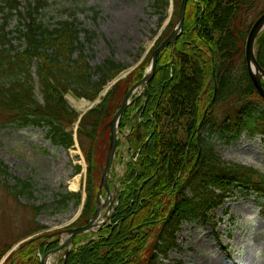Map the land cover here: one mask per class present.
<instances>
[{
    "label": "trees",
    "instance_id": "trees-1",
    "mask_svg": "<svg viewBox=\"0 0 264 264\" xmlns=\"http://www.w3.org/2000/svg\"><path fill=\"white\" fill-rule=\"evenodd\" d=\"M149 1L153 15H160L161 20L173 3L174 19L146 60L119 80L78 124L89 180L77 227L85 225L95 212L99 154L105 142L102 130L116 116L128 90L144 77L152 53L177 26L182 0ZM188 2L185 26L175 47L158 55L157 70L146 93L132 100L121 119V130L128 123L135 125L130 145L139 158L125 166L112 224L76 238L77 248L69 252L64 264H159V256L168 255L175 246L171 232L177 218L217 208L232 186L264 198V174L225 164L214 155L212 144L203 149L201 142L203 125L210 120L216 127L210 134L223 130L221 138L233 139L246 131L264 132V101L252 83L244 53L249 30L264 12V0ZM47 6L45 0H26L25 4L22 0H0V123L43 127L55 145L71 149L80 115L68 105L66 94L73 90L79 99L94 102L128 67L107 59L92 69L80 39L82 30L75 21H62L49 29L39 20ZM15 16L23 20L17 27L24 42L22 49L12 43L8 29ZM257 42L258 62L264 69V32ZM78 51L81 54L75 59ZM33 66L37 82L30 72ZM256 102L263 108H252ZM217 109L222 112L215 115ZM138 118L141 121L136 123ZM81 170L76 166V172ZM7 173L0 161V179ZM14 182L10 189L14 201L34 199L31 182L18 178ZM58 197L56 202L63 208L57 207L54 214L63 212L70 200L77 205L82 202L81 192ZM49 207L34 206L23 239L45 230L37 219ZM45 239L40 235L29 240L5 264H40L37 253L43 256L56 247L43 244ZM12 248L6 245L1 250L0 261Z\"/></svg>",
    "mask_w": 264,
    "mask_h": 264
},
{
    "label": "rangeland",
    "instance_id": "rangeland-1",
    "mask_svg": "<svg viewBox=\"0 0 264 264\" xmlns=\"http://www.w3.org/2000/svg\"><path fill=\"white\" fill-rule=\"evenodd\" d=\"M45 1L49 2V6L39 20L49 29L56 28L62 21H75L77 28L82 30L80 39L92 69L107 59L124 64L127 69L142 64L174 19L172 8L166 11L163 20L160 15H153L149 0ZM22 2L25 4L26 0ZM9 21L12 43L22 49L24 42L19 38L17 27L23 24V20L15 16ZM80 54L78 51L74 58L77 59ZM35 71L33 66L30 72L37 82ZM94 79L97 80V77ZM36 94L42 99L38 91ZM65 99L78 114L89 108L88 104L80 108L83 102L93 104L85 98L79 99L73 90L66 94ZM251 107L263 108L257 102ZM221 112L217 109L214 114ZM212 124L210 120L201 130L203 149L210 143L214 155L225 164L251 168L264 174V132L246 131L233 139L228 136L221 138L223 130L210 134L212 129L216 130ZM108 132L104 134L105 142L99 154V181L110 147L109 141V147L106 146L110 137ZM122 151L121 156L126 158V149ZM0 161L8 172L0 179V252L6 245L14 247L25 240L22 237L30 228L34 206H51L42 210L37 219V223L45 227L40 233L65 231L68 225L76 222L78 211L85 202V188L89 180L88 162L79 140H76L74 148L66 149L55 145L48 136V130L43 127L0 123ZM117 165L118 162L113 170L119 189L118 179L124 170ZM76 166H81L82 170L76 172ZM14 178L33 184L34 199L14 201L10 196ZM76 183V193H83L81 205L70 200L63 212L54 214L57 207L63 208L56 202L58 195L75 192L71 186ZM237 186L229 188L227 198L217 208L198 213L195 217L177 218L171 232L175 246L169 249L168 255L159 256V264H264V198ZM63 238L68 239V234L63 233ZM61 258V254L52 257L51 264H61Z\"/></svg>",
    "mask_w": 264,
    "mask_h": 264
},
{
    "label": "water",
    "instance_id": "water-1",
    "mask_svg": "<svg viewBox=\"0 0 264 264\" xmlns=\"http://www.w3.org/2000/svg\"><path fill=\"white\" fill-rule=\"evenodd\" d=\"M189 0H182V5L180 8V15L177 21L176 28L171 32L170 36L160 45L158 48L153 52L151 56V64L148 68L147 73L145 76L136 83L135 86H133L129 92L126 94L125 99L123 100V104L121 105V108L116 112V116L113 120H111L109 123H107L106 127L103 129V132H106V130L110 129V148L107 154V162H106V169L102 176V182L99 186V195L98 199L100 198L103 188L107 191V199H109V196L111 195V189H110V182H109V174L111 173L112 165L114 164L115 160V154L117 151V129L119 127V122L121 121L123 115L125 114V111L127 110L128 106L131 104L130 100L131 98L136 94L137 90L140 88H143L145 90L147 88V85L150 83L152 78L154 77L156 70H157V63H158V55L166 50L168 47L172 46L174 48L178 38L180 37V34L182 33L184 29V21L186 17V10L188 6ZM249 35L246 40V47H245V62L248 66L249 75L251 76L252 83L255 85L259 95L262 97L264 101V85L262 83L264 82V69L259 64L258 58H257V40L263 34L264 32V12L262 15H260L255 22L253 23L251 29L249 30ZM134 68L130 69L129 71L125 72V74L120 75L119 77L115 78V80L107 87V89L104 91V95L108 93L107 91L115 86L119 80L125 78L128 74H130ZM146 91V90H145ZM89 105V109L94 108L96 104H98V100H95L93 104L87 103ZM86 112V111H85ZM84 112V113H85ZM83 113V115H84ZM99 203H101L99 201ZM109 201H106L105 204H101L99 208L96 210V213L94 216L89 219L88 223L85 226L78 227V228H69L66 231H57V233L50 234L49 236H57V239L53 241V243L60 242L58 248L51 250L47 252L46 255L43 256V258L40 260L41 264H47L48 260L52 257L56 256L58 253L63 252V255L65 256V260L72 250H74L77 246L75 244V239L79 237L80 235L89 233V231H94V229H100L105 224V221L100 220L99 218L101 216V210L107 207L109 204ZM113 201L110 203L109 210L112 209ZM108 214L104 215L103 219H107ZM99 221V222H98ZM63 233L68 234V239H63ZM32 238L25 239L24 241L18 243L15 245V248H13L6 256H4L3 261L0 264H4L5 261L8 259V257L11 256L12 253H14L18 249L24 248L23 246L27 241H29Z\"/></svg>",
    "mask_w": 264,
    "mask_h": 264
},
{
    "label": "flooded vegetation",
    "instance_id": "flooded-vegetation-1",
    "mask_svg": "<svg viewBox=\"0 0 264 264\" xmlns=\"http://www.w3.org/2000/svg\"><path fill=\"white\" fill-rule=\"evenodd\" d=\"M101 181H102V178H101ZM101 181H100V183H101ZM110 189H111V195L109 196V199H107V196L108 195H107L106 189L103 188V191H102V198H103V200L109 201L108 204H110L112 201H113V203L117 202V200L119 198V195H120V190L119 189L118 190L116 189L115 178L110 179ZM97 207H98V201L96 200L95 209H97ZM52 240H54V239H52Z\"/></svg>",
    "mask_w": 264,
    "mask_h": 264
},
{
    "label": "bare ground",
    "instance_id": "bare-ground-1",
    "mask_svg": "<svg viewBox=\"0 0 264 264\" xmlns=\"http://www.w3.org/2000/svg\"><path fill=\"white\" fill-rule=\"evenodd\" d=\"M82 104H83V105H82V107H80V108H84V106L86 105L85 102H83ZM77 188H78L77 183H76V184H72L71 189H72L73 191H77ZM47 264H51V259L48 260V263H47Z\"/></svg>",
    "mask_w": 264,
    "mask_h": 264
}]
</instances>
